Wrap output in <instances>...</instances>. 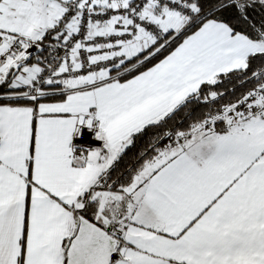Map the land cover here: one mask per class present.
<instances>
[{"label":"snow or ice","instance_id":"6c2138e0","mask_svg":"<svg viewBox=\"0 0 264 264\" xmlns=\"http://www.w3.org/2000/svg\"><path fill=\"white\" fill-rule=\"evenodd\" d=\"M0 264H264V0H0Z\"/></svg>","mask_w":264,"mask_h":264}]
</instances>
